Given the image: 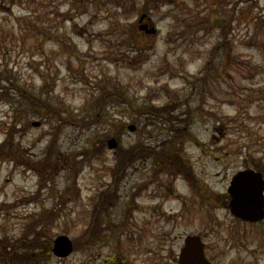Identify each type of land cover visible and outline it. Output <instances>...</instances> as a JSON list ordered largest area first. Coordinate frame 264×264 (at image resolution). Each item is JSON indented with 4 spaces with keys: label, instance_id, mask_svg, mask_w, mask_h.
I'll return each instance as SVG.
<instances>
[{
    "label": "rangeland",
    "instance_id": "rangeland-1",
    "mask_svg": "<svg viewBox=\"0 0 264 264\" xmlns=\"http://www.w3.org/2000/svg\"><path fill=\"white\" fill-rule=\"evenodd\" d=\"M162 1L142 10L146 0H0V73L7 69L15 83L49 97L64 116L59 122L30 115V125L15 135L19 158L0 159V239L15 242L35 231L43 247L60 234L75 244L65 257L49 251L30 263L0 257V264H178L188 234L203 237L213 264H264V223L243 222L224 203L235 172L264 165V49L253 45L263 39L264 20L253 19L264 14V0ZM145 13L155 34L136 27ZM232 13L223 41L216 25L229 23ZM208 24L209 34L201 29ZM211 53L214 75L205 91L203 82L192 91ZM102 87H118L135 102L107 97L102 111L109 124L94 116ZM168 104L170 125L187 135L161 160L168 168L156 166L157 182L150 181L156 169L150 157L129 170L115 196V160L107 146L78 169H51L52 143L80 160L98 137L118 135L124 145L167 142L170 132L153 123L159 106ZM13 114L0 93V142ZM36 120L40 126L32 125ZM131 123L138 126L134 132ZM41 177L47 180L39 185ZM145 182L152 184L134 195ZM106 189L109 224L100 225V234L98 218L91 223V217ZM52 207L57 211L49 216Z\"/></svg>",
    "mask_w": 264,
    "mask_h": 264
},
{
    "label": "trees",
    "instance_id": "trees-1",
    "mask_svg": "<svg viewBox=\"0 0 264 264\" xmlns=\"http://www.w3.org/2000/svg\"><path fill=\"white\" fill-rule=\"evenodd\" d=\"M153 1H157V0H153ZM234 17H235V14L232 13L231 22L234 19ZM260 19L264 20V14H260L256 16V18L253 19L254 23H255V20L259 22ZM207 21H208L207 19H204L202 21L200 20V22L202 23H207ZM216 26H219L220 28L223 27V25H221L220 23H218V25ZM258 34H261L260 38L263 37V39L259 40L254 37L256 40L254 41L253 45H257L260 48L264 49V31ZM211 63L212 61L208 62L204 66V68L202 69L204 74L202 76H199V75L195 76L194 83L200 81V82H203L204 84H207L208 80L210 79V76L214 75L213 70H212L214 67H213V64ZM2 81H4L5 83L9 82L10 84L8 85L2 84ZM12 87L15 91H18V94L20 95V97H16V95L13 92L12 93L10 92L9 89H11ZM115 90H118L121 92V89H119L118 87H115ZM102 91L103 93H101L98 97L95 98L97 102H100L101 100H106L107 97L109 96L110 98L115 97V99L118 98L119 96V94L112 92L113 89L111 87H104L102 88ZM0 93H1V99L4 100L5 103L11 106V108L14 110L13 121L11 122V124H9L7 135L5 139L2 142H0V159L3 157L10 158V159L19 158L21 152L19 150V146L17 145L18 143L15 140V135H16V132L25 129L26 127L30 125L29 124L30 115L31 116L40 115L46 118L47 121H50L51 119L59 118V122H62L60 119H62L64 116L58 113L60 112V109L56 106V104L51 102V100L48 97H43L40 94L37 95L31 89L21 84L15 83V81L11 79L7 69L4 70L3 74L0 73ZM129 102L131 103V101ZM162 106H159V109H157V113H156L158 115L157 120L153 124L159 123L160 125H164L163 130L164 131L167 130L168 132H170L171 137L168 138L167 142L165 143V145H163L162 149L160 148L161 151L154 149L156 156H158L157 159L159 160H165L167 153H170L172 151V148H174L177 145V143L179 142V139H182V143H183L185 140V135H187L185 134L186 132L184 130L182 132V135H179V132L182 131L180 130L181 126L174 127L170 125V123H174V120H175L172 116L169 115L173 107H171L169 104L167 106H163V107ZM150 111H152L151 108H150ZM101 141L99 140L93 143L91 147H93L94 149L90 148V149H87L85 153H81L82 157L80 160H78L75 155L70 156V157L63 155L61 152H59V150L55 146V143H52L51 146L47 150V156L49 159V165L51 169H57L60 166H62L63 168L68 167L69 169H78L81 165L85 163L87 156L92 151H93L92 155L96 156L100 150H103V142ZM142 147H143V144H141L140 142L138 143V145L137 144L134 146H123L122 145L120 147L118 154L115 156L116 165L114 166L112 170L114 181L115 179L119 180L120 178H122L123 172L128 167V165L133 163L135 160L139 158L138 151H141ZM253 166L256 167L257 169L264 171V165L261 163H254ZM41 173H46V170L44 171L41 170ZM41 178L43 181L47 179L46 177H41ZM73 180L75 183L76 179H74V177H73ZM108 191L109 190L106 189L105 191L100 193L95 209L101 204H104V205L106 204L105 199H108V196L106 195ZM96 212L97 210H95V213ZM48 215L49 216L54 215V211H49ZM102 217H104L103 212L99 211L97 215V218H98L97 227H98V231L100 232V234H102L101 227H100V225L102 224ZM104 221L106 222L105 218H104ZM33 222L34 220L31 222L32 228H34ZM31 225L29 224V227H28L29 230L32 229ZM30 231L32 232V230ZM31 236L33 237L26 238V239H23V237H21L17 239L15 241L17 244H15V242H11L10 240L4 239V238L0 239V257L1 256H11L15 258H19V257L24 258V256L30 255L29 250L35 246L37 247L42 246V242H43L39 240L40 234H36L35 231L32 233ZM23 240L26 243H24ZM20 246L26 247L24 252L19 251Z\"/></svg>",
    "mask_w": 264,
    "mask_h": 264
},
{
    "label": "water",
    "instance_id": "water-1",
    "mask_svg": "<svg viewBox=\"0 0 264 264\" xmlns=\"http://www.w3.org/2000/svg\"><path fill=\"white\" fill-rule=\"evenodd\" d=\"M39 124V122L35 123ZM131 129L135 126L131 125ZM110 146L116 145L115 138L110 139ZM231 212L249 221L264 218V178L254 169L240 170L234 175L229 187ZM181 249L179 264H212L205 254V244L199 235H189ZM73 243L66 235L55 239L54 251L60 255L71 252Z\"/></svg>",
    "mask_w": 264,
    "mask_h": 264
},
{
    "label": "flooded vegetation",
    "instance_id": "flooded-vegetation-1",
    "mask_svg": "<svg viewBox=\"0 0 264 264\" xmlns=\"http://www.w3.org/2000/svg\"><path fill=\"white\" fill-rule=\"evenodd\" d=\"M152 179L150 178V181H151ZM149 184H151V182H147V183H145V187L146 186H148Z\"/></svg>",
    "mask_w": 264,
    "mask_h": 264
},
{
    "label": "bare ground",
    "instance_id": "bare-ground-1",
    "mask_svg": "<svg viewBox=\"0 0 264 264\" xmlns=\"http://www.w3.org/2000/svg\"><path fill=\"white\" fill-rule=\"evenodd\" d=\"M174 200V199H173Z\"/></svg>",
    "mask_w": 264,
    "mask_h": 264
}]
</instances>
